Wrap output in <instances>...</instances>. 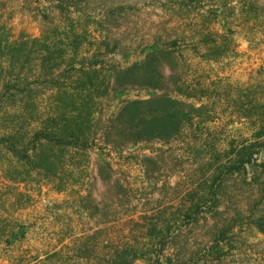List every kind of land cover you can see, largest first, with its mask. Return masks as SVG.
<instances>
[{
  "label": "rangeland",
  "instance_id": "rangeland-1",
  "mask_svg": "<svg viewBox=\"0 0 264 264\" xmlns=\"http://www.w3.org/2000/svg\"><path fill=\"white\" fill-rule=\"evenodd\" d=\"M0 40V98L40 105L10 118L94 103L60 176L0 166V264H264V0H0ZM152 97L178 133L138 134L124 108ZM184 102L203 107L190 122Z\"/></svg>",
  "mask_w": 264,
  "mask_h": 264
},
{
  "label": "trees",
  "instance_id": "trees-1",
  "mask_svg": "<svg viewBox=\"0 0 264 264\" xmlns=\"http://www.w3.org/2000/svg\"><path fill=\"white\" fill-rule=\"evenodd\" d=\"M1 44L0 40V46ZM25 45L26 43L22 44V46ZM129 71L131 70L129 69ZM162 101L163 99L158 97L134 100L124 108V113L128 111L127 109H132L134 116L131 123L135 125L139 135L150 138L159 128L164 129L168 135L178 133L180 121L176 114L168 113L161 118H155L152 115L150 107L155 102ZM176 102L178 103V101ZM93 104L91 100H83L79 104L78 101H58L55 105H50V109L54 110L52 119L47 120L46 123L38 122L37 127L34 128L32 126L35 122L32 119L19 117L15 120L10 118L9 111H22L24 108H28L35 113L39 112L40 105L38 106L32 99L4 103L0 98V166L4 172L3 179L14 184H27L28 181H33L37 185L36 188L40 189L43 186L42 183L40 184V179L45 180L51 175L60 176V170L63 169L65 163V154L74 149L85 148L84 143L87 142L85 120L91 116ZM140 108L147 110L141 111ZM202 108L184 102V109H189L187 113H184V118H187L188 122L192 121L193 115L200 113ZM67 109H71L77 115L70 117L61 112ZM31 134L32 136L29 138ZM20 195L24 196V194ZM16 200L14 199L13 204H17ZM8 229L6 221L1 219L0 242L6 237ZM28 230L29 227L20 225L17 231H10L7 243L12 245L23 239Z\"/></svg>",
  "mask_w": 264,
  "mask_h": 264
},
{
  "label": "crops",
  "instance_id": "crops-1",
  "mask_svg": "<svg viewBox=\"0 0 264 264\" xmlns=\"http://www.w3.org/2000/svg\"><path fill=\"white\" fill-rule=\"evenodd\" d=\"M15 5V4H14ZM18 8V7H17ZM19 14H21L20 13V11L18 10V11H16L15 9H14V11H13V13H12V15L13 16H15V18L16 17H18L19 16ZM14 21H15V19H14ZM22 26H24V25H22ZM19 28V27H18ZM114 222V221H113ZM121 223V224H120ZM102 223H97L96 225L98 226V227H100V225H101ZM114 226H116L115 228L113 227V229L112 228H104L105 230L103 231V238H104V240L103 241H105L106 242V245H108L109 247H111V246H116V247H119V245L121 244V241H120V239H121V237H122V232H125V229H126V227H125V223H124V219H123V217H120L119 219H117V222H116V225H114ZM110 229L111 230H113V232H111L110 231ZM114 229H116V231L114 230ZM112 233H114V234H112ZM100 238H101V236H100ZM63 242V239H59L58 240V243L59 244H61ZM115 249H118L119 250V248H115ZM123 252V251H122ZM120 253L119 254V252L117 253L118 255H117V258L119 257V255H121V257H120V259L122 260V261H124L125 259L123 258L124 256V254L123 253Z\"/></svg>",
  "mask_w": 264,
  "mask_h": 264
}]
</instances>
